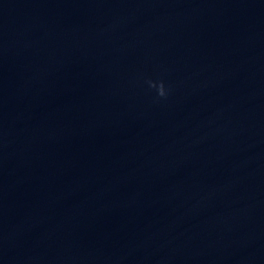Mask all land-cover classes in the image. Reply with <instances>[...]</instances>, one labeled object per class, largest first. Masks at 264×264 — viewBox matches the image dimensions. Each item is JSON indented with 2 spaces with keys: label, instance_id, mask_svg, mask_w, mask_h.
<instances>
[{
  "label": "clouds",
  "instance_id": "9594fccd",
  "mask_svg": "<svg viewBox=\"0 0 264 264\" xmlns=\"http://www.w3.org/2000/svg\"><path fill=\"white\" fill-rule=\"evenodd\" d=\"M159 94L161 96H163L165 93H164V89H163V85H161L160 89H159Z\"/></svg>",
  "mask_w": 264,
  "mask_h": 264
}]
</instances>
